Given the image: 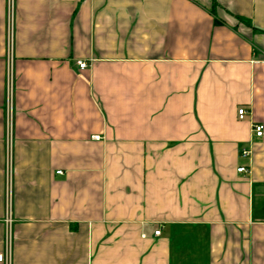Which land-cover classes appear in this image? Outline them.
I'll return each instance as SVG.
<instances>
[{
	"label": "crops",
	"instance_id": "crops-1",
	"mask_svg": "<svg viewBox=\"0 0 264 264\" xmlns=\"http://www.w3.org/2000/svg\"><path fill=\"white\" fill-rule=\"evenodd\" d=\"M255 124L264 0H0V253L264 264Z\"/></svg>",
	"mask_w": 264,
	"mask_h": 264
},
{
	"label": "built area",
	"instance_id": "built-area-1",
	"mask_svg": "<svg viewBox=\"0 0 264 264\" xmlns=\"http://www.w3.org/2000/svg\"><path fill=\"white\" fill-rule=\"evenodd\" d=\"M11 36V34H10ZM11 60H12V47H11V43H10V48H9V69H8V78H7V91H8V109H9V122H8V128H9V133L11 131V123H12V119H11V104H12V99H13V71H12V66H11ZM78 66L81 69H84L86 67H88V62L85 60H79L77 62ZM238 115L240 119H243L246 115V110L244 107H241L238 110ZM254 132L256 133V135L258 137H263L264 136V125L262 124H255L254 125ZM246 168L245 167H241L238 169V172H246ZM61 172V171H60ZM59 172V173H60ZM156 235L160 234V230L155 232ZM0 263H5V264H10V255L8 253H0Z\"/></svg>",
	"mask_w": 264,
	"mask_h": 264
},
{
	"label": "trees",
	"instance_id": "trees-1",
	"mask_svg": "<svg viewBox=\"0 0 264 264\" xmlns=\"http://www.w3.org/2000/svg\"><path fill=\"white\" fill-rule=\"evenodd\" d=\"M216 23H217V21H216Z\"/></svg>",
	"mask_w": 264,
	"mask_h": 264
}]
</instances>
